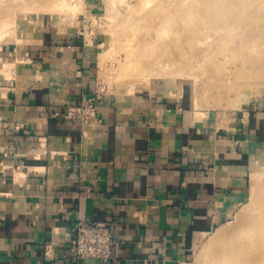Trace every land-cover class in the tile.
Returning <instances> with one entry per match:
<instances>
[{
  "label": "crops",
  "instance_id": "crops-1",
  "mask_svg": "<svg viewBox=\"0 0 264 264\" xmlns=\"http://www.w3.org/2000/svg\"><path fill=\"white\" fill-rule=\"evenodd\" d=\"M83 17H29L1 48L31 71L0 73V264H103L69 256L79 220L115 224L111 264H182L247 201L264 110L220 122L196 119L185 85L102 91ZM91 100L97 120L66 116Z\"/></svg>",
  "mask_w": 264,
  "mask_h": 264
},
{
  "label": "rangeland",
  "instance_id": "rangeland-1",
  "mask_svg": "<svg viewBox=\"0 0 264 264\" xmlns=\"http://www.w3.org/2000/svg\"><path fill=\"white\" fill-rule=\"evenodd\" d=\"M224 1L153 0L149 6L143 0H95L93 6L97 8L88 11L90 7L87 0H0V55L3 44L16 42L17 31L27 24L26 19L29 17L46 12L63 17H77L83 13L81 36L92 47L99 45L96 49L98 79L100 84L106 86V90L127 93L140 90L164 94L178 93L185 85L196 119L213 116L221 122L231 114L244 111L251 104H258V108L264 110V19H257L258 12H264V1L250 0L256 4L251 26L245 22L228 26L227 17L230 15L217 11V5ZM77 2L81 3V8L84 6L83 10H74L72 6ZM203 8L210 9V17H207L209 22L195 28L194 25L201 23L202 16L198 13ZM130 21L135 24L131 25ZM7 22L11 24L5 27ZM209 35V42L203 44L201 39L206 36L209 38ZM144 39L148 53L146 50H142V53L147 54L149 59L147 61L139 57L133 61L134 67L137 64L143 71L130 75L124 64L128 55L135 50L134 47L140 44V48ZM0 62L11 61L0 57ZM15 62L17 66L13 67H29L23 58L11 63ZM159 62H171L173 69L168 72L152 71ZM13 67L3 73L9 76ZM260 148L261 152L256 153L251 161L249 197L244 205L252 202L254 192L264 183V145ZM236 222L235 215L231 221L207 234L182 264H204L212 248L211 240L220 227L233 226Z\"/></svg>",
  "mask_w": 264,
  "mask_h": 264
},
{
  "label": "bare ground",
  "instance_id": "bare-ground-1",
  "mask_svg": "<svg viewBox=\"0 0 264 264\" xmlns=\"http://www.w3.org/2000/svg\"><path fill=\"white\" fill-rule=\"evenodd\" d=\"M78 1H80V0H78ZM143 1H145L144 3H146V5H149V3L153 4V2H152L153 0H143ZM108 4H109V1H108ZM115 4H116V2H115ZM254 5H256L255 1H250V0H247V1L246 0H225L221 4L217 5L218 6L217 11H219L221 13H227L230 15L227 17L228 18V21H227L228 26L233 25L235 22L236 23L245 22L246 24L251 26L250 20L253 18V10L255 9ZM149 6H147V7H149ZM72 7L74 8V10L75 9L78 10V8H80V10H83L84 6L81 8V3L77 2ZM204 9L205 8H203L202 10H204ZM234 9H238V10L235 12H232V10H234ZM202 10L198 13V15L200 17L202 16L201 23L199 22L198 24L194 25L195 28H200V24L202 25V24H205V22L206 23L209 22V19H207V17L208 18L210 17V15H209L210 9L204 10V11H202ZM142 11H144V10L142 9ZM170 18H172V17H170ZM259 18L264 19V12H258V18L257 19H259ZM167 21L169 22L171 20H167ZM127 23H128V25L130 23H131V25L135 24L132 21H130V23L129 22H127ZM10 24H11L10 22H7L5 27H7ZM154 24H156V23H154ZM164 25L165 24H163L162 26H164ZM159 27H161V24ZM5 29H3V30L5 31ZM147 30H146V32H149ZM143 32H145V31H142V33ZM175 33H179V32H175ZM149 35H150V33H149ZM138 36H139V34H138ZM159 36L160 35H158V37ZM161 36H162V34H161ZM206 37L204 39L202 38L203 40L201 39L203 44L208 43L210 40V35H209V38H206ZM150 39H152V38L150 37ZM164 40H162L161 42L163 43ZM140 41H142V40H140ZM144 41H145V39L143 40V44L141 43V47H143V49H141V47L139 48L140 44L138 46L136 45L134 47L135 50L132 51L128 55L127 62H126V64H124V66H126L125 68L127 70H129V72H131L130 75H132V73H137L138 71H140V72L143 71V69H140L139 67H137V64H135L136 67H134L133 61H135V60L137 61L140 58H144L143 60H145V58H146L147 61L149 59V57H147V54L144 55L142 53L143 52L142 50H146V52L148 53L147 49H145L148 47V45L146 43H144ZM159 41L160 40H158V42ZM146 42H147V40H146ZM151 42H153V41H151ZM148 44H149V42H148ZM150 45H149V47L151 48ZM167 45H170V44H167ZM156 48H157V46H156ZM144 53H145V51H144ZM142 55H143V57H141ZM172 64H171V62L170 63L169 62H159L155 66V67H159V69H155V67H154V69H152V71H154V72H161V70L164 72L171 71V69H173ZM15 65L17 66V62H15V63L0 62V73L5 72V70H7L8 68L13 67ZM20 70L22 72H30L31 71L30 67H24L23 69H20ZM164 72H163V74H164ZM182 73H180V74H182ZM183 75H184V73H183ZM257 176H259V175H257ZM261 176H263V175H261ZM263 179H264V177L262 178V181H264ZM258 182H260V181H258ZM254 193L255 194L252 198L253 199L252 202L248 205H247V203L245 205H243L239 209V211L236 213L237 222L235 224H233V226L227 225L226 227H222V228L220 227V229L216 233V236L214 237L215 240H214V238H212V240H211L212 248L210 249L209 255L206 256V258L204 259V262H203L204 264H264V183L262 184V186H260V188L258 187V189Z\"/></svg>",
  "mask_w": 264,
  "mask_h": 264
},
{
  "label": "built area",
  "instance_id": "built-area-1",
  "mask_svg": "<svg viewBox=\"0 0 264 264\" xmlns=\"http://www.w3.org/2000/svg\"><path fill=\"white\" fill-rule=\"evenodd\" d=\"M101 89L106 91V86L101 84ZM66 116L85 125L99 118V110L96 101L91 100L87 104L69 106ZM114 229L112 222L79 220L72 229L69 256L78 262L92 258L111 264L116 244Z\"/></svg>",
  "mask_w": 264,
  "mask_h": 264
}]
</instances>
